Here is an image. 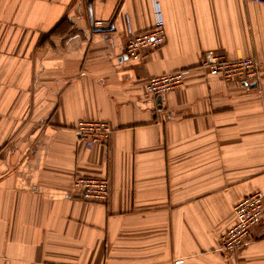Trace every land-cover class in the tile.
<instances>
[{
    "label": "crops",
    "instance_id": "obj_1",
    "mask_svg": "<svg viewBox=\"0 0 264 264\" xmlns=\"http://www.w3.org/2000/svg\"><path fill=\"white\" fill-rule=\"evenodd\" d=\"M0 0V264H264V216L237 253L219 240L234 204L264 196V1ZM164 24L138 60L128 32ZM64 23L61 27L57 26ZM255 58L251 88L200 67ZM185 71L160 97L146 80ZM81 120L106 121L104 147ZM108 181L104 203L70 196Z\"/></svg>",
    "mask_w": 264,
    "mask_h": 264
},
{
    "label": "built area",
    "instance_id": "obj_2",
    "mask_svg": "<svg viewBox=\"0 0 264 264\" xmlns=\"http://www.w3.org/2000/svg\"><path fill=\"white\" fill-rule=\"evenodd\" d=\"M264 1V0H248ZM165 42L164 24L156 19L153 27L142 33L128 32L124 45V55L138 60L147 50L157 49ZM200 67L222 80L243 83L247 86L259 84L261 80L260 66L255 58L230 60L211 51L201 56ZM185 71H174L147 78L144 93L148 97H160L179 88L183 84ZM74 131L80 142L90 146L104 147L111 133L106 121L81 120ZM71 197L90 203H104L108 197V181L103 177L77 176L73 181ZM232 213L235 223L219 240V252L224 256L237 253L248 244L250 231L260 224L264 216V196L261 192H253L238 200ZM172 264H183V260H175Z\"/></svg>",
    "mask_w": 264,
    "mask_h": 264
},
{
    "label": "water",
    "instance_id": "obj_3",
    "mask_svg": "<svg viewBox=\"0 0 264 264\" xmlns=\"http://www.w3.org/2000/svg\"><path fill=\"white\" fill-rule=\"evenodd\" d=\"M91 1L92 0H86V8H87L88 20H89V25H90L91 30L94 32H102V31L111 30L113 18L110 20V22L107 24V26L96 27L93 25V20H92V16H91V8H90ZM255 86H256V84L250 85L251 88H253Z\"/></svg>",
    "mask_w": 264,
    "mask_h": 264
},
{
    "label": "trees",
    "instance_id": "obj_4",
    "mask_svg": "<svg viewBox=\"0 0 264 264\" xmlns=\"http://www.w3.org/2000/svg\"><path fill=\"white\" fill-rule=\"evenodd\" d=\"M63 24H64V23H60V24L57 26V28H58V27H61V25H63Z\"/></svg>",
    "mask_w": 264,
    "mask_h": 264
},
{
    "label": "bare ground",
    "instance_id": "obj_5",
    "mask_svg": "<svg viewBox=\"0 0 264 264\" xmlns=\"http://www.w3.org/2000/svg\"><path fill=\"white\" fill-rule=\"evenodd\" d=\"M183 85V84H182ZM174 91V90H173ZM110 136V135H109ZM82 143V142H81ZM184 263V262H183Z\"/></svg>",
    "mask_w": 264,
    "mask_h": 264
}]
</instances>
